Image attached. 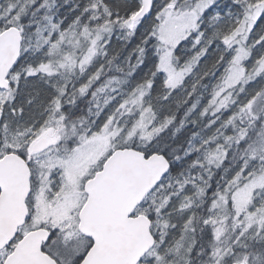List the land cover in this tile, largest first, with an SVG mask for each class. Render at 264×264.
Here are the masks:
<instances>
[{"label":"snow or ice","instance_id":"snow-or-ice-1","mask_svg":"<svg viewBox=\"0 0 264 264\" xmlns=\"http://www.w3.org/2000/svg\"><path fill=\"white\" fill-rule=\"evenodd\" d=\"M0 264H264V0H0Z\"/></svg>","mask_w":264,"mask_h":264}]
</instances>
